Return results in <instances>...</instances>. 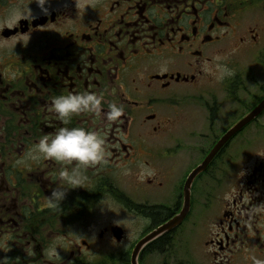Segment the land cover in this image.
Segmentation results:
<instances>
[{
	"label": "flooded vegetation",
	"instance_id": "flooded-vegetation-1",
	"mask_svg": "<svg viewBox=\"0 0 264 264\" xmlns=\"http://www.w3.org/2000/svg\"><path fill=\"white\" fill-rule=\"evenodd\" d=\"M217 64L233 76L215 79ZM263 75L264 0H47L43 8L0 0V262L131 264L139 241L182 212L190 174L264 100ZM84 92L102 98L99 113L63 124L52 98ZM113 103L124 110L117 120L107 115ZM263 118L196 178L185 221L150 243L140 264L168 252L199 218L197 185ZM61 127L93 130L105 141L106 158L86 169L83 187L59 178L65 165L29 158ZM209 138L200 155L195 141ZM255 158L224 199L218 232L205 240L206 264H264V158ZM58 187L69 190L52 207ZM105 209L111 222H103ZM129 220L144 224L136 239Z\"/></svg>",
	"mask_w": 264,
	"mask_h": 264
},
{
	"label": "rangeland",
	"instance_id": "rangeland-1",
	"mask_svg": "<svg viewBox=\"0 0 264 264\" xmlns=\"http://www.w3.org/2000/svg\"><path fill=\"white\" fill-rule=\"evenodd\" d=\"M259 78L264 86V75L259 76ZM258 88L259 86L254 85L250 87L255 95H259ZM248 102L250 104L251 100L249 99ZM220 127L222 128L223 125H220ZM195 143L201 155L202 150H208L212 145L213 139H200L195 141ZM239 152L244 155L240 161L237 158L238 155H236ZM227 154L232 159L228 161L227 156H224L216 163L212 172V178L205 183L200 182L196 187L199 218L191 220L174 237V243L168 252L163 254H147L142 258L141 264H180L182 261H184V264L205 263L203 259L205 255L203 252L206 250L204 246L205 240L210 239L213 233L218 232V225L216 223L222 219L223 211L228 209L224 199L229 198L230 191L238 183L239 175H241L240 171L243 166L247 162L248 166L254 165L256 161L255 157H258L260 160L264 158V118L258 124L250 126L244 136L233 142ZM234 164L238 165L237 168ZM243 175L242 173L241 177ZM106 212L107 210L105 209L104 223L111 222V217H108ZM124 223L129 227L128 233L131 236L135 235V239L138 238V235L144 228V224L140 220L133 222L129 220L124 221ZM260 228L262 229L263 227L260 225ZM262 233H264V228ZM111 247L105 244V248L112 250L113 248ZM105 254L108 255L109 252ZM114 255L118 256V253Z\"/></svg>",
	"mask_w": 264,
	"mask_h": 264
},
{
	"label": "clouds",
	"instance_id": "clouds-1",
	"mask_svg": "<svg viewBox=\"0 0 264 264\" xmlns=\"http://www.w3.org/2000/svg\"><path fill=\"white\" fill-rule=\"evenodd\" d=\"M42 8L40 0H35ZM17 15L12 12L10 18ZM207 71V69L205 68ZM233 70L226 64H217L215 79L223 81L233 76ZM102 98L92 92L70 93L54 96L51 108L61 122L67 125L74 115L80 113H99ZM108 119L117 120L123 114V108L115 103L109 105ZM33 160L48 159L65 165L59 172V178L71 186L70 189L83 187L87 181L86 169L102 163L106 158L105 141L97 132L81 127H61L54 135H44L29 152ZM72 166V167H67ZM67 190L63 187L55 188L49 196L52 207H60L65 199ZM0 264H4L0 262Z\"/></svg>",
	"mask_w": 264,
	"mask_h": 264
},
{
	"label": "water",
	"instance_id": "water-1",
	"mask_svg": "<svg viewBox=\"0 0 264 264\" xmlns=\"http://www.w3.org/2000/svg\"><path fill=\"white\" fill-rule=\"evenodd\" d=\"M264 112V100L247 116H245L239 123L233 126L215 145V147L208 154L206 159L190 174L187 179L185 186V203L182 212L168 221L163 226L159 227L145 238L139 241L136 248L131 256V264H140V257L144 249L153 241L161 238L162 236L171 233L173 230L177 229L185 221L191 204L190 192L192 185L196 178L204 173L208 167L215 161L220 152L226 147V145L245 127L250 125Z\"/></svg>",
	"mask_w": 264,
	"mask_h": 264
}]
</instances>
